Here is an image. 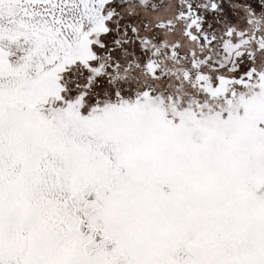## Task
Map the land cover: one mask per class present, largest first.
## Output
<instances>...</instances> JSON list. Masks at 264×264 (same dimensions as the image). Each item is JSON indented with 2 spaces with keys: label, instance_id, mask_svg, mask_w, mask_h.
<instances>
[{
  "label": "snow or ice",
  "instance_id": "obj_1",
  "mask_svg": "<svg viewBox=\"0 0 264 264\" xmlns=\"http://www.w3.org/2000/svg\"><path fill=\"white\" fill-rule=\"evenodd\" d=\"M0 264H264V0H0Z\"/></svg>",
  "mask_w": 264,
  "mask_h": 264
}]
</instances>
